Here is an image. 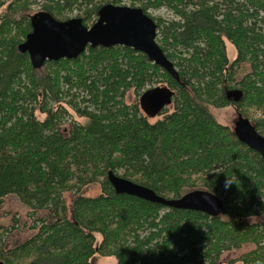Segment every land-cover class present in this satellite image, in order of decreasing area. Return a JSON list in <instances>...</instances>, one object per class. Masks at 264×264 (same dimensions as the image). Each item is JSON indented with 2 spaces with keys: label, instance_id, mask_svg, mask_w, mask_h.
Masks as SVG:
<instances>
[{
  "label": "trees",
  "instance_id": "1",
  "mask_svg": "<svg viewBox=\"0 0 264 264\" xmlns=\"http://www.w3.org/2000/svg\"><path fill=\"white\" fill-rule=\"evenodd\" d=\"M106 3L125 5L0 0V204L15 195L30 209L35 231L5 248L17 220L1 226L0 260L91 264L100 255L116 264H264V160L210 109L231 107L264 136V0H129L157 24L156 41L179 82L122 45L88 46L76 59L46 61L37 70L18 52L32 6L59 20L76 11L90 26ZM160 8L174 18L149 13ZM243 64L248 70L238 77ZM159 84L175 94L151 119L138 98ZM110 170L165 198L210 191L224 209L211 217L116 194ZM91 184L97 195L80 194ZM66 192L74 193L69 216ZM245 244L252 249L224 261V253Z\"/></svg>",
  "mask_w": 264,
  "mask_h": 264
},
{
  "label": "water",
  "instance_id": "2",
  "mask_svg": "<svg viewBox=\"0 0 264 264\" xmlns=\"http://www.w3.org/2000/svg\"><path fill=\"white\" fill-rule=\"evenodd\" d=\"M31 30L17 46L21 54H27L32 69H40L46 61L76 59L89 46L91 48L122 45L144 54L148 60L179 82L178 71L167 58L156 41L157 24L140 7L106 3L97 11V19L86 26L80 17L65 20L54 18L50 13L39 10L29 16ZM233 97L227 92V95ZM175 92L166 85L146 88L138 102L142 113L154 118L172 103ZM236 138L250 149L258 152L264 160V136L251 121L237 115L233 123ZM107 180L116 194H127L160 204L168 208L203 212L211 217L218 216L224 209L223 201L216 194L194 189L179 197L165 198L151 188L130 179L107 172ZM0 264H4L0 260Z\"/></svg>",
  "mask_w": 264,
  "mask_h": 264
},
{
  "label": "rangeland",
  "instance_id": "3",
  "mask_svg": "<svg viewBox=\"0 0 264 264\" xmlns=\"http://www.w3.org/2000/svg\"><path fill=\"white\" fill-rule=\"evenodd\" d=\"M125 5H129V0H123ZM40 10V7L37 5L32 6V9L29 13H34ZM149 13L155 17H161L165 20H169L174 18V15L165 8H160L158 10H150ZM76 11L70 12L68 16L70 18L76 16ZM226 50L227 54L230 59H232L235 55L234 47L229 43L226 42ZM248 70V65L243 64L238 72V77H240L243 73ZM162 85V84H159ZM233 97H237V92H228ZM134 94L129 92L127 94V102H132L134 100ZM211 112L213 113L214 117L217 119L218 122L233 126V122L235 121L237 115L231 107H224V108H210ZM74 118H77L73 115ZM155 118V117H154ZM81 122H84V119H80ZM153 119V118H151ZM99 186L96 184H91L85 186L81 189L80 194L84 196H95L99 193ZM74 197V193L66 192L64 194V202L67 207L68 216L70 213V206L72 199ZM36 216H43V212H38ZM12 219L17 220L14 225L15 228H12L8 231L4 238V246L5 248H11L16 246L17 244L21 243L28 237L32 236L35 231L30 229L28 226L32 223V217L30 214V209L26 207L15 195H7L3 198L2 203L0 204V227L4 226L9 228L12 224ZM253 220V219H251ZM252 249V244H245L241 248L231 250L229 252L224 253L223 259L224 261H229L231 259L238 258L242 253L249 251ZM91 264H116V260L114 257H105L100 255H94L90 259ZM235 264H241L239 261Z\"/></svg>",
  "mask_w": 264,
  "mask_h": 264
},
{
  "label": "flooded vegetation",
  "instance_id": "4",
  "mask_svg": "<svg viewBox=\"0 0 264 264\" xmlns=\"http://www.w3.org/2000/svg\"><path fill=\"white\" fill-rule=\"evenodd\" d=\"M234 123V122H233Z\"/></svg>",
  "mask_w": 264,
  "mask_h": 264
}]
</instances>
